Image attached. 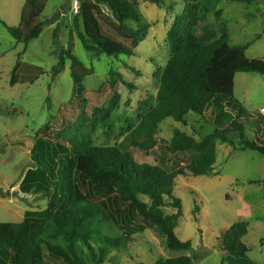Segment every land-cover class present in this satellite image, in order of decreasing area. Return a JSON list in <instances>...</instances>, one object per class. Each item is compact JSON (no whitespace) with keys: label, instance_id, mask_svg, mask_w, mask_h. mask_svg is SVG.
<instances>
[{"label":"trees","instance_id":"trees-1","mask_svg":"<svg viewBox=\"0 0 264 264\" xmlns=\"http://www.w3.org/2000/svg\"><path fill=\"white\" fill-rule=\"evenodd\" d=\"M150 1L159 7L164 4L163 0ZM229 1L249 5L254 0ZM47 2L27 0L20 25L5 24L18 43L28 46L53 21L39 20ZM185 2L184 12L175 18L168 32L171 58L156 75L157 105L132 133L133 137L143 138L142 142L134 140L133 145L149 152L159 144L155 136L161 122L168 118L186 122L191 115L206 118L208 109L214 113L213 131L197 138L176 129L165 143L166 149L189 153L191 162L170 172L138 163L121 147L94 146L95 116L102 111L99 108L93 109L88 125L83 121L89 119L81 117L76 124L54 132L53 139L41 136L48 127L40 129L31 150L34 167L26 172L20 189L42 195L46 209L26 212L20 223L0 224V264H50L45 252L64 264H105L113 251H126L132 238L148 229L157 230L169 250H192L191 242L181 241L176 234L183 217L182 201L175 195L177 177L208 175L216 163L219 144L264 155V141L248 138L246 126L240 121L245 109L234 96L236 74L264 76V59L247 57L251 44L231 45L223 26L214 32L204 25L202 34H197L200 22L213 10L212 4ZM74 27L87 52L116 58L133 56L150 31L138 11L137 0H80ZM54 37L58 38L56 33ZM69 60L74 92L84 98V81L93 73L70 49H60L52 74L57 77L62 73ZM58 121L57 117L52 120ZM259 184L264 189V181ZM48 224L55 230L57 244L47 239ZM104 225L112 232L104 233ZM248 233L246 222L233 225L223 233L221 249L235 258L247 257L251 248L243 239ZM156 264L194 261L191 256L181 255L162 258Z\"/></svg>","mask_w":264,"mask_h":264},{"label":"rangeland","instance_id":"rangeland-1","mask_svg":"<svg viewBox=\"0 0 264 264\" xmlns=\"http://www.w3.org/2000/svg\"><path fill=\"white\" fill-rule=\"evenodd\" d=\"M26 1L0 0V224L20 223L26 212L46 209L42 195L20 189L26 172L34 167L31 150L38 131L48 127L46 136H41L53 139L54 132L76 124L81 117L89 119L83 121L88 125L96 108L102 111L95 116L94 146L121 147L138 163L170 172L185 168L191 155L171 153L165 143L173 138L176 129L197 138L211 133L212 110H207L206 118L191 115L186 122L172 118L161 122L155 136L159 144L149 152L133 145L134 140L142 142V137L132 136L157 105L156 75L171 58L167 36L175 18L184 12L185 0H163L162 7L150 0H137L141 18L150 26L149 35L133 56L120 58L93 56L83 48L74 27L76 15L72 6L69 9L72 0H48L39 20L53 21L28 46L18 43L5 24L20 25ZM190 1H209L213 7L200 22L197 34H202L204 25L214 32L223 26L229 32L231 45L251 44L247 57L264 59V0H254L249 5L229 0ZM61 48L70 49L93 73L84 81V98L74 92L70 60L57 77L52 74ZM234 96L245 109L240 121L246 126L248 138L264 140V76L237 73ZM55 117L58 122H52ZM263 181L264 155L219 144L216 163L208 175L178 176L176 180L175 195L183 207L176 234L181 241L191 242L193 249L169 250L165 238L157 230L148 229L135 235L126 251H113L105 264H156L162 258L181 255L191 256L194 264H223L226 253L220 239L241 222L248 224L249 233L243 242L251 248L249 258L264 264V189L259 184ZM47 226L48 241L57 244L53 226ZM109 230L104 225V233H111ZM45 258L50 264H64L47 252Z\"/></svg>","mask_w":264,"mask_h":264},{"label":"crops","instance_id":"crops-1","mask_svg":"<svg viewBox=\"0 0 264 264\" xmlns=\"http://www.w3.org/2000/svg\"><path fill=\"white\" fill-rule=\"evenodd\" d=\"M71 6H72V2L70 1L69 9H70ZM224 263H226V264H263V262L258 263V262L252 261L249 258V256H247L245 258H235V257H233L231 255H228L227 253H226V255L224 257V260H223V264Z\"/></svg>","mask_w":264,"mask_h":264},{"label":"built area","instance_id":"built-area-1","mask_svg":"<svg viewBox=\"0 0 264 264\" xmlns=\"http://www.w3.org/2000/svg\"><path fill=\"white\" fill-rule=\"evenodd\" d=\"M80 9V0H73L72 1V11L75 15L79 13Z\"/></svg>","mask_w":264,"mask_h":264}]
</instances>
